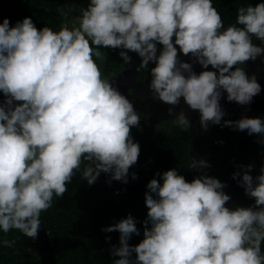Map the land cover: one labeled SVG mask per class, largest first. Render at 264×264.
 Wrapping results in <instances>:
<instances>
[{
    "label": "clouds",
    "instance_id": "1",
    "mask_svg": "<svg viewBox=\"0 0 264 264\" xmlns=\"http://www.w3.org/2000/svg\"><path fill=\"white\" fill-rule=\"evenodd\" d=\"M101 48L120 50L126 65L132 63L129 53H136L137 71L154 64L148 88L152 99L172 106L170 116L183 98L199 112L201 129L211 124L246 131L264 145V120L244 116L221 124L226 113L220 103L226 94L228 102L248 106L262 91L256 75L237 65L264 57V2L240 7L227 28L212 0H89L72 26L62 24L58 32L38 29L30 17L14 25L3 18L0 231L16 229L35 240L41 213L54 196L63 197L82 163L90 186L101 173L110 176L109 184L128 182L140 153L131 134L140 115L104 78L96 62ZM194 64L204 70L197 74ZM174 123L183 131L192 127L183 111ZM190 167L210 165L192 157ZM237 168L232 179L239 178L254 200L249 207L226 206L227 185L207 174L188 182L176 168L157 173L159 180L153 178L145 193L143 239L129 244L140 235L131 215L102 229L119 233L112 264H264V167L255 177L252 165ZM0 243L12 247L15 241Z\"/></svg>",
    "mask_w": 264,
    "mask_h": 264
},
{
    "label": "trees",
    "instance_id": "2",
    "mask_svg": "<svg viewBox=\"0 0 264 264\" xmlns=\"http://www.w3.org/2000/svg\"><path fill=\"white\" fill-rule=\"evenodd\" d=\"M89 0H0V22L8 18L14 25L25 17H30L38 29L47 26L59 31L62 24L72 26L75 17L81 15ZM264 0H212L213 6L221 15L224 28L236 23L237 10L240 7L255 5ZM255 40V38H253ZM160 48V45L158 46ZM102 57L96 59L104 78L119 75L126 64L119 56L120 50L100 49ZM130 54V53H129ZM148 69H140L136 73L137 82L144 83L150 77ZM3 99L0 94V100ZM140 120L145 114L136 110ZM242 116L234 109H229L223 117L225 120L236 121ZM175 117L164 120L165 127L148 140H143L142 125L131 129L134 142L140 146L138 161L129 169L128 182L111 181L110 176L101 173L93 185L83 179V168L67 185L62 198H53L52 207L42 212L40 219L45 224L58 264H112L116 259L111 256L113 245L119 246V233H106L102 229L112 226L121 219L131 215L137 222L140 235H133L129 241L132 246L143 239L142 222L147 218L145 206L147 184L156 178L157 173L176 168L188 182L195 176L190 163L193 147L198 139V127L183 131L174 123ZM262 120H264V113ZM256 135H248L228 127L215 125L204 138L207 158L210 159V176L215 177L227 187L224 189L234 201L226 206L249 207L254 200L245 195L239 186V178L233 180L234 172L239 171L237 165H252L253 177L260 174L264 167V145L256 143ZM135 174L137 179L133 180ZM162 183V181H161ZM110 237V240H106ZM15 241L12 247L0 243V264H43L38 252L36 241L24 236L19 230L8 233L0 231V242ZM264 254V243L261 244ZM133 255V259H134Z\"/></svg>",
    "mask_w": 264,
    "mask_h": 264
},
{
    "label": "rangeland",
    "instance_id": "3",
    "mask_svg": "<svg viewBox=\"0 0 264 264\" xmlns=\"http://www.w3.org/2000/svg\"><path fill=\"white\" fill-rule=\"evenodd\" d=\"M88 2L89 1L86 2L85 8L88 6ZM254 43L260 45L259 41L254 40ZM158 46L159 45H157V47ZM129 55L132 57V63L126 65V67L119 75L106 79L114 82L120 93L126 96L133 103L135 110H138L141 113L145 114L144 118L140 120V124L142 125V139L148 140L149 138H151L154 134L165 127V119L169 117H176V115L183 111L187 118L190 121L196 123L198 127V139L193 147L192 156L197 160L203 158L210 165L211 161L209 158H207L205 153L204 138L208 134L209 130L215 125L210 124L206 131L201 129L199 123V112L189 109L188 106L184 103L183 98H181L180 104L173 109V114L170 116L168 114V109L172 106L163 104L159 100L152 99V93L148 88V85L151 81V76L144 83L137 82V66L141 63V59L136 53L130 52ZM180 59L183 62L191 63L193 58L180 54ZM237 67L244 68L249 76L255 74L258 83L261 85L262 91L259 95L253 98V102L248 106H241L236 104L235 102H228L226 99V94H224L223 98L220 101L221 107L225 111V113L229 109H234L242 117H259L262 119L264 113V57H258L255 62L249 61L246 64L237 65ZM193 70L197 74H199L204 69H202L199 64H194ZM208 70L213 69L209 67ZM245 108H248L249 110L245 111ZM194 171L196 177L203 174H207L208 176H210V167L203 170L194 169ZM224 192L225 194L229 195L226 191ZM229 196L231 197V199L228 204L234 201L232 196Z\"/></svg>",
    "mask_w": 264,
    "mask_h": 264
},
{
    "label": "water",
    "instance_id": "4",
    "mask_svg": "<svg viewBox=\"0 0 264 264\" xmlns=\"http://www.w3.org/2000/svg\"><path fill=\"white\" fill-rule=\"evenodd\" d=\"M40 229L35 239L43 264H58L45 224L40 219Z\"/></svg>",
    "mask_w": 264,
    "mask_h": 264
}]
</instances>
